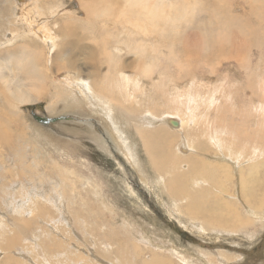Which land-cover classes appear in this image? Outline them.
<instances>
[{
  "label": "bare ground",
  "instance_id": "1",
  "mask_svg": "<svg viewBox=\"0 0 264 264\" xmlns=\"http://www.w3.org/2000/svg\"><path fill=\"white\" fill-rule=\"evenodd\" d=\"M157 1L0 0V208L10 206L9 217L0 215V264H201L132 233L139 228H132L127 218L122 217L121 222L125 240L117 237L120 225L116 223L110 224L113 229L109 234L102 232V225L120 218L104 201L100 180L62 164L53 153L47 154L44 139L53 151L60 152L59 157L71 154L70 146L63 147L22 110L25 103L49 97L47 107L53 114H78L83 107L94 105L97 115L106 116L113 128L103 117L97 118L116 145H105L92 130L95 135L84 128L85 133L100 147L104 144L102 149L112 148L114 153L115 146L119 157L125 154L135 176L153 181V186H164L169 211H175L181 222L186 220L193 229L217 238L229 232L252 236L264 230V222L251 213L258 209L259 218H264V60L250 68L255 75L249 77H257V84L251 89L248 81L247 93L254 96L243 109L235 102V84V89L223 90L220 99L218 88L208 94L198 90L202 63L211 61L214 71L224 61L235 60L248 69L255 54L249 53L251 46L234 49L241 41V47L246 48L245 39L250 41V35L240 18L228 14L221 19L220 5H230L226 0H161L171 4L153 8ZM204 1L207 5L201 4ZM71 3L78 5L77 9L73 6L74 13L66 8ZM256 10L262 16L261 26L264 6ZM204 11L210 20L219 19L220 27L199 38L206 50H187L182 30L195 28L196 15L200 18ZM78 12L89 20L87 27L74 17ZM168 15L174 23L169 27L179 30L175 39L164 34L169 29L163 24ZM119 20L124 21L122 29L115 27ZM233 25L239 26L236 31L231 29ZM184 35L185 40L190 37ZM158 41L168 48L171 64L160 57L163 50L153 47ZM224 45L234 49L224 50ZM260 54L258 58L264 59V51ZM173 69L176 78H172ZM232 75L228 73V79ZM83 76L87 78L84 88L78 84L84 83ZM186 83H191L188 95L180 89ZM147 87L155 94L148 93ZM256 112L261 117L258 115L257 127L252 128L249 115ZM72 128L60 126L63 134L70 131L76 135ZM182 139L184 144L179 145ZM208 153L225 154L227 160L209 161L204 158ZM236 162L242 198L235 194ZM40 197L58 208L64 222L55 218L50 202L44 203ZM85 213L94 218L97 233H102L96 241L84 232L76 241L70 240L75 238L68 235L73 230L70 223L75 222L80 230L87 222ZM21 250H25V258L16 255ZM219 255V262L213 257L210 260L230 264L238 258L228 250H220ZM257 264H264V259Z\"/></svg>",
  "mask_w": 264,
  "mask_h": 264
},
{
  "label": "rangeland",
  "instance_id": "2",
  "mask_svg": "<svg viewBox=\"0 0 264 264\" xmlns=\"http://www.w3.org/2000/svg\"><path fill=\"white\" fill-rule=\"evenodd\" d=\"M67 2H69V0H66V3ZM226 2H228L230 5H220L221 11L223 10L221 12L222 13L221 19H226V16L228 14L233 19L240 18L241 23L242 24L244 23L243 28L246 29L244 31L248 35H250L249 36L250 41L248 39H245V43L248 44L246 48L244 46L241 47V42H242L241 41L238 45H236L235 49L231 45L228 46L224 45L225 47L224 50H233V49L248 50L247 48L250 45L251 46L250 50L252 51H250L249 53L251 54L253 52L255 54L253 55L251 61L247 65L248 69L246 70L245 67L241 66L240 63H238L235 60L224 61L223 62L224 65H222L221 67L217 66L214 71L211 67V61L210 63L207 62L206 64L202 63L204 70L198 71V77L202 79V82L199 83L198 90H201L206 94H208L212 92L215 88H218L220 89V92L218 93L219 94L218 98L220 99L221 96L220 94L222 93V91L228 90L229 87L235 89L234 86L235 84L236 86H238L235 91L236 94L235 102L241 109H243L245 106H247V104L254 96V94H251L250 92L247 93L246 88L248 87L247 86L248 81L251 84V85L249 84L251 89L253 85L254 87H256L257 84L256 81L257 77H255V80L254 78L251 79L249 77V74L255 75V73L251 72L250 68L251 67L255 68L256 63H261L264 60L258 58L261 55L260 54L261 51H264V23L262 22L261 26L259 25L260 22L262 21V16H258L256 10V8L260 6H264V0H260V1L259 0H226ZM163 3L167 5L171 4L170 1L158 0L156 7L155 5L152 6L153 8H158ZM71 4L72 5L67 4L66 8H68L67 10H69L70 13H74L72 11L73 6H75L77 9L78 5L73 3ZM201 4L207 5L205 1L202 2ZM196 16L198 18V21H195L196 22L195 28L190 27L185 31L182 30L183 32L182 36L184 38V40L182 41L184 42L185 47H187V50H206V48L200 42L199 38L207 33H214V30L220 27V23L218 22L219 19L210 20L207 16L206 11H204L201 14L200 18L198 17V15ZM74 17H76L77 19H81L82 20L81 24L87 27L89 20L85 15L81 14V12H78V14L75 15ZM171 17L172 15H168L166 21L163 22V20L161 19L160 22H163L166 30L167 28H169L167 30L168 32L164 31V34H172L174 38L176 33L179 32V30H177V28L171 29L169 27V25L174 24ZM123 24L124 21L119 20V23H116L115 27L118 29H122ZM110 26L113 25L110 24ZM238 27L239 26L233 25L231 29L236 31ZM256 27L257 28L261 27L262 30L260 31L259 29V31H257ZM184 33L190 35V37L187 40H185ZM34 36L38 37L36 34H34ZM60 36H62V34H60ZM132 38H136V37L132 36ZM173 38L171 37L169 40H173ZM153 47H155V50H163L160 53V57L168 58V62L171 64L172 59L168 57L166 54L169 53V50L165 45H163V43H160L158 41V43L154 44ZM153 47L150 50H153ZM214 49L215 48L213 47L207 50H214ZM178 55L182 57H186L185 54H178ZM173 71L172 70L170 71L173 73L172 78H176L177 72L175 69H173ZM262 71H264V68H262ZM228 73H230L231 75L233 74L231 79L230 78L228 79L227 76ZM86 79L87 78L84 77L83 84L78 83L82 88L86 87L85 84ZM156 79H158V77H156ZM153 82L155 81L153 80ZM190 85L191 83L180 85L181 86L180 89L183 90L182 94L188 95ZM44 90H46V88ZM145 90L148 91V93L155 94V91L153 89H150V87H147ZM157 91H159V88H156V92ZM42 99L40 101L34 100L23 104L22 110L24 111V113L26 112V114L32 119V121H34L40 128L44 129L48 135H52L53 138H55L60 143H62L63 147L67 148L66 146L67 144H69L70 146L69 148L71 154H66L65 156L59 157L60 152L56 150L53 151L54 147L51 146L49 143H47L46 139H44L42 145L43 148L48 149L47 154L53 153V155L52 154L51 155L55 159L57 158V160H59L62 164L74 168L75 170H77L78 173L80 172L81 174H83V172L89 173L90 175L96 176V178L100 180V183L102 184V188H103L102 193L103 196H105L106 198L104 199V201L107 203V205H110V207H112L115 212L119 213V218H120V219L118 218L120 222L119 223L116 219L110 221L105 216L106 218L105 217L104 218L106 220L108 219L109 221L106 224L102 225L103 226L102 232L104 231L103 232L104 234H109L111 232V229H113V227L110 224L116 223L120 225V229L117 228L119 230H116V233L119 234L117 237L118 238L121 237L122 240H125V237H123L125 228L123 227V224H121L123 217V218H127L128 221L131 222L132 228L140 229V230L134 229L135 231L131 229L132 233L136 232L139 236L142 235L145 237H149V239L154 240L163 249L187 254L193 258L192 260L198 261L201 264H215L210 259L211 257H213L214 259L218 260L219 258L217 257H220L221 255L216 256V253L219 254L220 250L222 251L228 250L230 253L233 254L232 257L237 256L239 258L230 261V264H257L261 259H264L263 229L261 231L254 232L256 235L252 233V229L247 230L250 233V235L252 233L253 238L252 236H249L247 232H239L238 234H235V233H230L229 231H228L229 233L223 235L220 234V236L217 238L216 235H209V236L204 235L199 231L193 229L190 226L189 222H187L186 220H183L181 222L179 220V216L175 214V211L174 212L169 211L170 205L167 198L169 195L167 194L166 188L164 186H162V188H160V186H155V185L153 186L152 185L153 181H147L143 178H139L137 177L138 175L135 176L134 174H136L137 172H135V170L133 169L134 166L131 164V162L128 159H124L125 154L119 153L120 154L119 157L118 151L115 148V146H114L115 149L114 153L112 148L107 147L110 150V153L108 149L107 150L104 148L102 149V147H105L104 144L108 145L109 147H113L115 141L112 140L111 137H109L110 134L108 133V130L103 126L101 120L97 118V116H99L97 115L99 111H97L94 105H90L85 108L83 107L81 113L78 114L63 113V112H60V114L59 113L53 114L51 111L48 110L47 107L50 102V97L49 99L47 98L46 99L42 98ZM255 100L259 101V98ZM217 103L218 101L216 102V104ZM6 109L10 110V107L6 105ZM216 111L218 112V108L216 109ZM84 114H88V115H84ZM171 115H175V114L172 113ZM258 115H259L258 112H256L255 114L250 113L249 115L251 117L250 124L252 125L251 126L252 128L257 127L256 120H258ZM99 117H103L107 126L110 125L113 128V125L110 123L109 119L106 118V116L100 115ZM259 117L261 116L259 115ZM95 118H97V121H94ZM89 120H90L89 123L94 121L93 124L88 125L87 122ZM54 125L56 126L58 125V127L53 128ZM60 126L61 128H67V130L73 127L72 129L77 131L76 135L71 134L70 131H67L70 135L63 134L61 132ZM84 128L86 129V131L89 130L88 132L91 134L93 132L95 134L98 133L101 136V137L99 136V138H102L100 141L103 142L105 140V142H103L104 144H102L100 147L99 144L95 142L93 136H91L90 134L88 136V134L85 133ZM130 129H132V127ZM91 130L93 132H91ZM180 144H184L183 139L179 143V145ZM122 147L123 149H125V146ZM49 148H51V150ZM111 151L113 156L111 154ZM208 154L209 155L205 156L204 158L209 161L211 160L214 162H219V161L224 162L227 160V156L225 154H214V153H208ZM72 158L74 159V161L71 160ZM144 158L146 157L144 156ZM223 158H225L226 160H222ZM125 161L126 163H128V165L125 163ZM238 164L239 162H236L233 166L234 172L236 174L235 194L237 197L242 198L238 185L239 184ZM131 165L133 167H131ZM44 190L45 189H42L41 192H43ZM158 193L160 194L161 197L159 196ZM83 194H85V192ZM20 199L21 198H19L18 200ZM40 199H42L44 203L50 202L47 200L46 202L45 199L41 197ZM49 205L52 207L51 212L54 210L53 214L55 218L57 219L59 218L61 219V221L64 222V218L62 216L63 214L58 210V208L52 202H50ZM9 207L10 206H8L7 209L0 208V215L7 216L8 214H10L9 212L10 209L8 210ZM251 213L254 215H258L260 217L259 214L260 210L258 209L256 211L251 210ZM14 214L17 215L18 213L14 211ZM85 215L87 214L85 213ZM12 216L14 217V215ZM259 217L257 218V220L259 222H264V218L261 220ZM88 218L90 219V221L88 220ZM86 219H87L86 224L80 230L76 226L75 222L73 224L69 222L71 226H73L72 228L73 230H70L71 233L68 235L70 237H75L74 239H70V240L76 241V237L84 232L85 235L87 234L88 236H93L94 241H96V239L99 237L98 234L102 232L100 229H98V231L99 230L100 231L97 233V228L93 226L92 220H94V218L88 217L87 215ZM46 221L48 222V220ZM59 230L61 231L63 230L64 232L67 233V230L63 226H59ZM114 242L115 243L118 242L116 237H114ZM116 246L117 245H115L114 248ZM124 247L125 246H123V248ZM197 247H200L202 250L200 252L197 251L196 249ZM71 248H74V243H72ZM123 248L121 247V249ZM204 251H206V254L203 253ZM24 252L25 250H21L16 255L18 257L25 258V256L23 255ZM58 254L60 255V253ZM106 255L107 254H103V253L99 254V256H106ZM239 255L242 257H240ZM113 259H115L114 262L117 261L116 258ZM217 262H219V260ZM111 263L112 262H110L109 264ZM29 264H36V263L29 261Z\"/></svg>",
  "mask_w": 264,
  "mask_h": 264
}]
</instances>
